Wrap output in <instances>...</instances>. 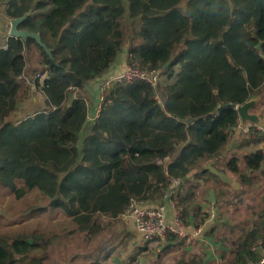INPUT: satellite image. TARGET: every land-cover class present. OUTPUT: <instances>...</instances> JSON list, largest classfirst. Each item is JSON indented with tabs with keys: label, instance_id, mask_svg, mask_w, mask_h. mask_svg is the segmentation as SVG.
Here are the masks:
<instances>
[{
	"label": "trees",
	"instance_id": "obj_1",
	"mask_svg": "<svg viewBox=\"0 0 264 264\" xmlns=\"http://www.w3.org/2000/svg\"><path fill=\"white\" fill-rule=\"evenodd\" d=\"M2 4L9 21L25 18L19 30L39 34L51 51L49 55L31 38L9 37L7 48L0 46V186L18 199L38 191L48 201L38 210H61L74 231L96 239L103 221L120 220L133 201L163 204L174 182L179 184L173 200L185 223L205 226L210 216L206 206H219L218 200L211 204L203 197L216 191L207 187L208 180L233 189L203 170L209 161L239 179L236 197L246 195L245 188L264 173V152L258 147L264 133L254 126L248 135L255 132L257 138L246 145L256 150L243 159L232 156L225 170L216 166L240 123L236 108L258 97L264 100V0H0ZM126 19L138 23L128 65L160 72L164 81L157 88L142 81L114 84L98 117L90 121L86 93L123 53ZM33 51L44 67L33 82L46 106L13 120L25 83L26 53ZM194 169L200 172L189 179ZM256 208L259 212L245 225L238 223L230 237L220 238L231 241V251L222 252L223 264L259 260L252 249L264 247V194ZM217 226L208 235L219 240ZM161 243L160 257L179 249L186 257L176 264H205L178 235L170 233ZM37 246L27 239H0V264H18V257H27ZM114 252L86 264H108Z\"/></svg>",
	"mask_w": 264,
	"mask_h": 264
},
{
	"label": "rangeland",
	"instance_id": "obj_2",
	"mask_svg": "<svg viewBox=\"0 0 264 264\" xmlns=\"http://www.w3.org/2000/svg\"><path fill=\"white\" fill-rule=\"evenodd\" d=\"M4 9V4L0 5L1 47L6 46L11 30V21L5 16ZM137 28L138 23L129 19L125 20L126 45L123 53L114 65L119 68L120 64H123L124 69L111 70V73L107 74L105 79L111 78L110 74L117 76L124 73L130 66L128 65V50ZM26 54L28 56V67L22 78L25 83L22 91L19 92L20 99L16 115L12 118L13 120H21L36 111L44 109L46 106L44 96L38 92L33 82L35 73H39L44 69L39 64V53L33 51ZM163 81L164 79L160 77L158 85ZM26 88L27 92H25ZM91 89L93 88L91 87ZM88 90L86 97L91 111L89 120L93 121L95 109L101 106V96L97 88H94V92L90 90V87ZM37 97L42 98L41 103L35 102ZM258 98L260 101L256 106L257 109L253 111L254 113H260L264 120V100L262 101L260 97ZM256 138L257 134L255 132L248 136L245 133H240L238 129L232 132L230 142L221 152L216 166L225 170L224 164L232 156L236 155L243 159L245 155L255 151V146L246 145V143L249 142V139L253 140ZM258 147L264 152V143ZM209 162L214 163L213 161ZM208 163L204 165L203 170H205ZM227 175L239 183V179L236 176L228 171ZM254 183L251 187L245 188L247 191L246 195L242 194L237 197L234 195L233 189L232 191L225 189L224 185L213 178H210L206 183L208 188L216 189V191L213 190L215 200L219 201V206L213 208L206 206L210 215L213 214L216 220L222 219L219 226H217L220 227L218 228L220 230L219 238L225 240L230 237L231 229H234L238 223L245 225L248 218L250 219L254 213L259 212V208L256 207L260 204L261 195L264 194V173H258ZM19 186L23 187V184ZM210 192L203 193V197L207 201L210 200ZM47 203V199L38 191L28 192L24 198L18 199L8 189L0 186V239L12 243L17 238H20L27 239L32 244L34 241L38 243V246L32 249L27 257H18V264H31L36 258H44L42 264H86V260L103 259L105 254L111 249L115 250V252L108 264H116L115 259H118V264H170L172 262L169 260L170 256L167 254L164 257H159L164 245L161 241L142 243L135 232L134 225L129 221L122 219L118 221L104 220L101 235L96 239H91L76 230L74 231L73 222L61 210H38L46 207ZM239 203L240 206L236 210L235 207ZM206 225L209 229L214 226V223L211 222ZM204 238L206 239V235ZM197 245L206 246L209 253H212L214 256L216 250L212 248V245L197 243L195 246Z\"/></svg>",
	"mask_w": 264,
	"mask_h": 264
},
{
	"label": "built area",
	"instance_id": "obj_3",
	"mask_svg": "<svg viewBox=\"0 0 264 264\" xmlns=\"http://www.w3.org/2000/svg\"><path fill=\"white\" fill-rule=\"evenodd\" d=\"M4 48H7V46ZM136 81L146 82L154 88H157L160 81V72H149L147 70L140 69L136 65H130L124 73L105 79L96 86L97 91L101 96L100 104L103 102L105 93L114 84L134 83ZM100 111L101 106L95 109L93 120L98 117ZM253 126L254 125L251 124L243 126L240 122L237 128L240 133L248 135L250 128ZM257 128L264 133V127ZM178 184V182H174L170 191L165 196L163 204L150 206L142 202L133 201L126 212L121 216L122 220L129 221L134 225L135 232L142 243L165 241L170 233L178 235L182 238L187 248H192L197 243H200L203 240L205 241V228H196L193 224L187 225L184 221L181 210L176 207L173 196L178 192ZM167 204L171 206L174 212L172 221H169L168 218ZM214 221H216L215 216L211 214L207 223ZM252 251L256 255H259L258 263L264 264V247L259 244L254 246Z\"/></svg>",
	"mask_w": 264,
	"mask_h": 264
},
{
	"label": "water",
	"instance_id": "obj_4",
	"mask_svg": "<svg viewBox=\"0 0 264 264\" xmlns=\"http://www.w3.org/2000/svg\"><path fill=\"white\" fill-rule=\"evenodd\" d=\"M25 18L21 19H16L11 21V30H10V37H15L22 39L23 41H26L28 38L34 39L37 41L38 44H40L46 52L51 55V51L47 49V47L41 42L40 36L37 33H31L28 31H21L19 30V25L21 22L24 21ZM261 45L258 46V49L260 48ZM42 102L41 97H37L35 99L36 103ZM260 101L259 98L252 99L251 101L247 102L246 104L242 106H238L236 108L240 122L243 126H246L248 124L254 125L256 127H264V120L261 117L260 113H254L253 110L257 106L258 102ZM40 102V103H41ZM212 162H209L205 170L210 171L212 174L216 175L224 184H227L231 186L234 190L240 189V184L234 181L231 177H229L227 174L222 173L218 171L215 167H213ZM200 170L194 169L188 176L189 179H192L196 174H198ZM210 203L214 204L215 203V193L213 190L210 192ZM32 242H30L31 244ZM116 264H118V259H115Z\"/></svg>",
	"mask_w": 264,
	"mask_h": 264
},
{
	"label": "crops",
	"instance_id": "obj_5",
	"mask_svg": "<svg viewBox=\"0 0 264 264\" xmlns=\"http://www.w3.org/2000/svg\"><path fill=\"white\" fill-rule=\"evenodd\" d=\"M115 70V69H117V70H123L124 69V65L123 64H120V66H119V68H118V66H114L111 70ZM111 70L107 73L108 75H109V73H111ZM110 76L112 77L113 76V74L111 75L110 74ZM105 77H107V75L106 76H104L102 79H100L98 82H96V83H92V88L93 89H91V87H90V90L92 91V92H94V88H97L96 86L98 85V84H100L103 80H105ZM89 89V88H88ZM89 91V90H88ZM254 112V111H253ZM256 112H258L257 110H256ZM237 129L238 128H236V131H237ZM239 190V189H238ZM155 204H153V205H150V206H154ZM167 212H168V218H169V221H172V219H173V216H174V212H173V209L171 208V206L170 205H168L167 204ZM216 218V217H215ZM222 220V219H221ZM221 220H216V221H214L213 223H214V226H216V225H219L220 224V221ZM207 224V223H206ZM214 226L213 227H211V228H209L208 229V226L207 225H205V226H203L204 228H205V235H206V239H205V241L203 240L202 242H200V243H203V244H207V245H212L213 247L212 248H214L216 251H215V254H214V256L212 255V253H209V251L207 250V248H206V246H203V245H197V246H193L192 248L191 247H189V248H187V251L188 252H193V254H201V256L203 257V259H204V263L205 264H207V263H216V264H223V256H222V252H228V251H231V247H230V242L231 241H224V242H222V241H220L221 239L219 238V240H218V238H217V236L215 237V236H209L208 235V233H209V231L212 229V228H214ZM220 228V227H219ZM168 255V256H170V259L169 260H171L172 262L170 263V264H176L177 263V261L178 260H180L181 258H185L186 257V255H185V253H183V251L182 250H179V249H175V250H171V251H169V252H167V253H165L164 255H163V257L165 256V255ZM212 255V256H211ZM258 256V258H259V255H257ZM160 257V256H159ZM188 258V257H187ZM163 260V259H162ZM164 264V263H163ZM249 264H259L258 263V261L257 262H250Z\"/></svg>",
	"mask_w": 264,
	"mask_h": 264
}]
</instances>
